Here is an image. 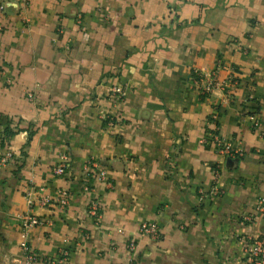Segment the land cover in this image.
Returning a JSON list of instances; mask_svg holds the SVG:
<instances>
[{
    "label": "crops",
    "instance_id": "crops-1",
    "mask_svg": "<svg viewBox=\"0 0 264 264\" xmlns=\"http://www.w3.org/2000/svg\"><path fill=\"white\" fill-rule=\"evenodd\" d=\"M0 5V264H25L27 214L34 264L63 247L65 264H247L244 242L264 237V0ZM198 73L219 84L203 93ZM212 131L240 154L202 144Z\"/></svg>",
    "mask_w": 264,
    "mask_h": 264
},
{
    "label": "built area",
    "instance_id": "built-area-1",
    "mask_svg": "<svg viewBox=\"0 0 264 264\" xmlns=\"http://www.w3.org/2000/svg\"><path fill=\"white\" fill-rule=\"evenodd\" d=\"M3 11V5H0V13ZM217 68H220V65H217ZM196 83L197 86H202L201 91L205 94L210 93L212 87L216 84H219L217 82L216 76L214 73L212 74H201L198 73L196 75ZM31 97V96H30ZM109 125H113V121H108ZM202 144H208L212 145L217 149L221 154L229 156V157H237L240 154V151L237 149H234L231 147L230 144L224 143L217 132H210L207 138H203L201 140ZM12 158L11 152H6L4 155L0 158V166H3L6 164L8 160ZM95 163H88L84 166V170L87 172V177L92 178L95 181L98 182H104L107 179L106 172L104 170H96ZM66 170V162L64 159L61 161L60 164H58L56 167L52 169V173L56 176H62L65 173ZM82 191L87 194L88 196L92 194V187L86 182L82 186ZM55 202L59 205L61 209H64L69 202L68 194L65 190H60L57 192L55 197ZM50 200L48 198H41L39 200L40 204H48ZM27 205L29 209H32L34 205V200L31 198V195L29 194V197L27 198ZM264 206V197H261L257 200L255 210L257 212L263 211ZM102 212V206L98 200L89 198L87 203V214L93 218L94 220H97L100 218ZM41 224V220H39L37 217L27 214L20 218V249L22 252L21 261L25 264H34L36 262L40 261V258L37 256V254L34 252L32 247L29 244L28 236L29 232L32 228L38 226ZM139 233L142 235H145L149 237L152 240H158L160 238V231L158 227L153 223H145L140 225L139 227ZM128 249L130 251H134L135 246L133 243H130L128 245ZM69 256V249L67 247L60 248L57 252V255L52 259H44L42 260L43 264H65ZM243 256L244 261L247 264H264V237H256L248 239L244 242V248H243Z\"/></svg>",
    "mask_w": 264,
    "mask_h": 264
},
{
    "label": "trees",
    "instance_id": "trees-1",
    "mask_svg": "<svg viewBox=\"0 0 264 264\" xmlns=\"http://www.w3.org/2000/svg\"><path fill=\"white\" fill-rule=\"evenodd\" d=\"M9 134H10V133H8V132H7L5 135H7V136H8Z\"/></svg>",
    "mask_w": 264,
    "mask_h": 264
}]
</instances>
